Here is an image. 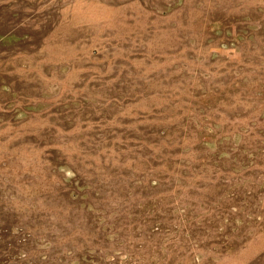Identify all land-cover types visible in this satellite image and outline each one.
Returning a JSON list of instances; mask_svg holds the SVG:
<instances>
[{"label":"rangeland","instance_id":"1","mask_svg":"<svg viewBox=\"0 0 264 264\" xmlns=\"http://www.w3.org/2000/svg\"><path fill=\"white\" fill-rule=\"evenodd\" d=\"M0 264H264V0H0Z\"/></svg>","mask_w":264,"mask_h":264}]
</instances>
